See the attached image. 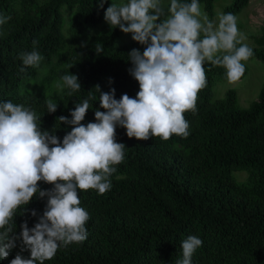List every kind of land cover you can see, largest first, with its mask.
I'll list each match as a JSON object with an SVG mask.
<instances>
[{
    "label": "trees",
    "instance_id": "obj_1",
    "mask_svg": "<svg viewBox=\"0 0 264 264\" xmlns=\"http://www.w3.org/2000/svg\"><path fill=\"white\" fill-rule=\"evenodd\" d=\"M112 1L106 0L100 8L99 0H0V14L11 17L0 26V103L11 101L34 111L41 132L54 134L61 144L72 126L58 118L71 120L77 104L89 100L81 122L86 126L96 122V110L105 111L100 93L115 89L119 100L124 94L135 98L139 92L128 57L133 49L143 54L145 45L131 38L116 46L123 32L110 25L79 40L86 29L102 21ZM214 2L198 0L210 21ZM248 4L249 0H232L223 14L235 16ZM63 6L69 8L67 41L62 34ZM169 7L164 6L161 20L169 15ZM259 30L258 36H252L256 47H248L251 58L264 64V21ZM33 40L39 41L35 50L45 57L40 77L37 68L25 67L20 58L34 50ZM204 68L207 84L198 93L196 112L184 114L189 122L186 138L140 141L117 125L116 142L125 150L124 160L109 177L112 187L104 194L78 190L80 206L90 217L85 225L87 239L59 247L44 264H177L183 259L182 242L189 236L203 242L193 253L192 264H264V81L256 100L241 108L233 90L214 99L212 89L227 77L225 68L208 62ZM66 74L76 75L81 85L71 95L70 89L55 86ZM31 80L39 85L40 94L22 92L23 85L31 87ZM45 89L50 94L45 95ZM49 99L58 105L55 113H48ZM53 187L38 182L40 190ZM47 200L37 193L16 210L15 235H20L25 222L30 229L35 226ZM17 254L30 257L17 241L0 264H10Z\"/></svg>",
    "mask_w": 264,
    "mask_h": 264
},
{
    "label": "clouds",
    "instance_id": "obj_2",
    "mask_svg": "<svg viewBox=\"0 0 264 264\" xmlns=\"http://www.w3.org/2000/svg\"><path fill=\"white\" fill-rule=\"evenodd\" d=\"M105 2L99 0L98 6L103 8ZM168 13L161 20L165 16L162 0L111 3L105 21L146 46L143 54L133 49L128 57L139 92L135 98L124 94L119 100L115 89L100 93V107L105 111L96 110V122L86 126L81 122L90 108L89 100L77 104L71 120L58 118L61 124L72 126L62 144L54 134L41 132L34 111L11 101L0 103V229H4L0 231V259L8 258L17 241L21 252L29 251L30 257L17 254L10 264H44L59 247L84 242L90 217L80 206L78 190L104 194L112 187L109 177L124 160L125 150L124 144L116 142L117 125L126 129L129 138L140 141L153 137L166 141L173 135L186 138L189 122L184 114L196 112L198 93L207 84L205 62L225 68L230 82L244 75L243 62L253 51L242 43L244 37L233 14L220 15L217 25L201 11L198 0H170ZM10 19L0 14V26ZM38 44L33 40L34 50L21 53L25 67L39 68L45 59L35 50ZM61 81L55 86L70 89L69 95L81 89L76 75L66 74ZM45 103L48 113L56 112L57 103L50 99ZM40 181L54 185L53 189L40 190ZM37 193L40 198L48 197L43 216L31 229L23 223L17 236L14 214ZM202 243L196 236L184 240L183 259L177 264H192V255Z\"/></svg>",
    "mask_w": 264,
    "mask_h": 264
},
{
    "label": "rangeland",
    "instance_id": "obj_3",
    "mask_svg": "<svg viewBox=\"0 0 264 264\" xmlns=\"http://www.w3.org/2000/svg\"><path fill=\"white\" fill-rule=\"evenodd\" d=\"M127 0H113L112 3L121 4L126 3ZM232 0H215L213 8V17L211 21H214L217 25L219 23V16L223 14V9L230 5ZM170 4V0H162V5L167 6ZM111 6V5H110ZM109 6V7H110ZM201 11L207 15L203 5H200ZM69 10L67 6L61 8V13L64 18V23L62 26V34L65 41H67V34L69 28V17L65 13ZM107 10V9H106ZM103 13L102 21L94 27L86 29L82 35L79 37V40H86L89 37L93 36L96 32L103 29L105 26L109 25L105 19V12ZM208 17V15H207ZM237 20V27L239 32L243 35L244 39L243 44H246L250 47H256L254 36H258L260 33V26L264 21V0H249L248 6L243 9L239 14L235 15ZM253 36V37H252ZM132 35L123 33L116 41V46H121L126 44ZM247 69L246 74L240 78L238 81L230 82L227 77L217 83L212 91L214 99H223L225 97L227 90H233L236 92L237 101L241 108H248V106L256 100L264 81V64L258 61L255 58H250L248 61L243 62ZM39 71V72H38ZM41 68H37L38 77L41 76ZM31 87L23 85L22 92L29 93H39V85L31 80ZM27 84V83H26ZM50 90L45 89V95L50 94ZM40 94V93H39ZM241 177L245 176L239 174Z\"/></svg>",
    "mask_w": 264,
    "mask_h": 264
}]
</instances>
